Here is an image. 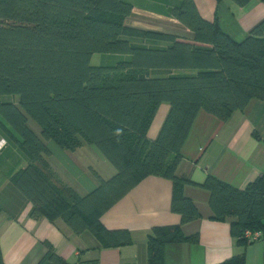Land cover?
Returning a JSON list of instances; mask_svg holds the SVG:
<instances>
[{
  "label": "trees",
  "instance_id": "obj_1",
  "mask_svg": "<svg viewBox=\"0 0 264 264\" xmlns=\"http://www.w3.org/2000/svg\"><path fill=\"white\" fill-rule=\"evenodd\" d=\"M174 1L169 17L190 38L127 25L133 11L127 0H0V133L27 160L9 181L31 203L33 220H61L103 247H121L131 243L130 232L107 229L101 217L145 178L168 180L170 210L180 223L150 230L147 264H164L167 244L198 242L197 234L182 230L200 218L184 194L185 187H197L208 193L214 220L235 218L230 234L241 251L220 264H245L244 249L254 240L246 233L264 242V173L239 189L211 175L195 183L176 172L199 111L226 121L252 100H264V20L237 42L216 17H202L193 0ZM95 54L122 60L94 66ZM163 103L169 110L151 140L147 133ZM46 142L71 152L94 146L116 174L104 179L91 169L96 187L80 196L49 165ZM47 246L38 264H69Z\"/></svg>",
  "mask_w": 264,
  "mask_h": 264
},
{
  "label": "crops",
  "instance_id": "obj_2",
  "mask_svg": "<svg viewBox=\"0 0 264 264\" xmlns=\"http://www.w3.org/2000/svg\"><path fill=\"white\" fill-rule=\"evenodd\" d=\"M128 1L133 4V11L127 25L191 37L187 29L169 17L174 0ZM193 1L202 17L208 20L216 17L221 30L237 42L264 20V3L259 0H250L245 7L229 0ZM162 105L164 113L156 124L155 116L147 133L151 140L156 138L169 110L168 104ZM28 125L40 137L36 124L29 120ZM45 144L50 152L47 161L53 171L80 196L96 187L91 169L104 179L116 174L115 168L94 146L83 145L71 152L61 150L53 142ZM181 155L176 172L179 177L201 183L211 175L235 188H245L264 173V100H252L243 111L233 112L226 121L199 111ZM26 164L22 153L0 133V251L5 264H38L47 252V245L69 264L94 260L99 264H147L146 241L150 230L180 223V216L170 210L171 183L149 176L101 217L109 230L127 229L131 243L103 247L90 232L75 234L61 220L31 218V203L9 181V176ZM184 194L195 203L200 218L184 225L182 230L186 236L197 234L198 242L165 245L164 264H220L238 254L241 248L230 234L235 218L214 220L205 190L187 186ZM244 252L245 264H264V242L259 236Z\"/></svg>",
  "mask_w": 264,
  "mask_h": 264
},
{
  "label": "rangeland",
  "instance_id": "obj_3",
  "mask_svg": "<svg viewBox=\"0 0 264 264\" xmlns=\"http://www.w3.org/2000/svg\"><path fill=\"white\" fill-rule=\"evenodd\" d=\"M167 24H170V23H167ZM119 60H122V57H120L118 55L95 54V55H93V57L91 59V65H94V66H111V65H115ZM183 72L186 75L194 73L191 70H185ZM13 99H14L13 96H4L3 97L4 101H12ZM163 110H164L163 105H162V107L158 108L157 113L155 114L156 119H155L154 124H156L157 120L158 121L160 120V117L162 116L161 114L164 113Z\"/></svg>",
  "mask_w": 264,
  "mask_h": 264
},
{
  "label": "built area",
  "instance_id": "obj_4",
  "mask_svg": "<svg viewBox=\"0 0 264 264\" xmlns=\"http://www.w3.org/2000/svg\"><path fill=\"white\" fill-rule=\"evenodd\" d=\"M246 235L253 238V239L258 237V234L251 235L250 233H246Z\"/></svg>",
  "mask_w": 264,
  "mask_h": 264
}]
</instances>
